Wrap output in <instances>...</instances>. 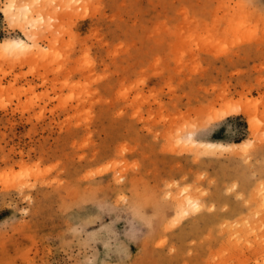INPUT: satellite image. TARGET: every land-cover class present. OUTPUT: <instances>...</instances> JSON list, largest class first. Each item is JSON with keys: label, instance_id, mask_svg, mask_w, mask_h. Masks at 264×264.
Instances as JSON below:
<instances>
[{"label": "rangeland", "instance_id": "374dc122", "mask_svg": "<svg viewBox=\"0 0 264 264\" xmlns=\"http://www.w3.org/2000/svg\"><path fill=\"white\" fill-rule=\"evenodd\" d=\"M27 31L0 264H264V0H0V42Z\"/></svg>", "mask_w": 264, "mask_h": 264}, {"label": "bare ground", "instance_id": "6f19581e", "mask_svg": "<svg viewBox=\"0 0 264 264\" xmlns=\"http://www.w3.org/2000/svg\"><path fill=\"white\" fill-rule=\"evenodd\" d=\"M12 5L13 4H11L10 5L11 7H9L8 9L3 10V12L7 13V10L8 11L12 10L13 9ZM14 6H15V4H14ZM28 8L30 10H32L31 6H28L25 9L20 10L22 12H20V14H17L16 17H21L22 19H25V20L28 19L31 16V12L26 10ZM8 13H10V12H8ZM22 30L24 31V28ZM27 32L29 34L27 36H29L30 42H25L23 40H18V39L2 41V42H0V54H1V52H5V51H13V50H24V51L26 50L27 51V50L34 49L35 45H36V43L34 41V36H35L36 33L35 32L32 33L31 31H27ZM252 126L254 127V124ZM179 138H181V137H179ZM186 143H187V141H186ZM189 143H191L193 145H199V147H201L204 150H216V149H221V148H226L227 147V145H224V144H219V143H214V142H205V141L204 142H196L193 139H190ZM198 149H200V148H198ZM184 201H185V204L186 203L189 204L190 203V197L185 198ZM191 201H193V200H191ZM179 204H180L179 205V209H182V211L186 213L187 209H186V207L184 208L183 200L179 201ZM193 206L197 207V204L194 202Z\"/></svg>", "mask_w": 264, "mask_h": 264}, {"label": "trees", "instance_id": "16d2710c", "mask_svg": "<svg viewBox=\"0 0 264 264\" xmlns=\"http://www.w3.org/2000/svg\"><path fill=\"white\" fill-rule=\"evenodd\" d=\"M1 40V39H0Z\"/></svg>", "mask_w": 264, "mask_h": 264}]
</instances>
